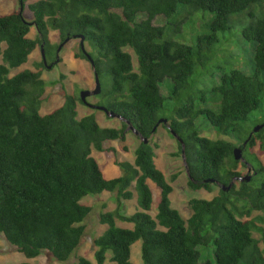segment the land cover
Segmentation results:
<instances>
[{
	"label": "trees",
	"instance_id": "1",
	"mask_svg": "<svg viewBox=\"0 0 264 264\" xmlns=\"http://www.w3.org/2000/svg\"><path fill=\"white\" fill-rule=\"evenodd\" d=\"M22 1L23 11L0 15V235L29 259L48 251L67 262L80 248L93 212L82 200L104 192L131 200L136 193L134 213L125 214L120 206L101 213L100 222L109 227L95 239L97 264L106 262L108 252L115 264H135L132 247L139 240L145 264H264V128L244 144L253 131L247 129L250 114L264 103V0H36L28 6L32 20L24 14L28 0ZM195 12L212 14L209 31L193 43L183 42L172 23L181 28ZM234 15L250 18L242 37L255 46L252 71L218 67L211 72L219 33L233 29ZM158 16L166 18L165 25L155 24ZM33 26L36 38L30 37ZM51 29L61 38L56 45ZM78 35L92 49L86 50L101 78L96 99L104 103L96 104L114 112L121 127L101 126L95 113L80 117L78 102H84L69 93L61 106L42 114L43 70L11 75L43 43L48 58ZM79 39L77 56L89 60ZM41 66L48 68L44 59ZM198 69L209 79L203 87L191 81ZM107 75L109 88L102 81ZM163 118L167 123L158 124ZM199 120L242 141L244 157L256 171L251 181L223 189L234 176H243L234 155L237 144L202 135ZM160 125L177 138L180 155L185 145L192 190L222 185L212 199H190L189 218L172 206L174 187L156 164L157 145L151 140ZM127 131L141 139L135 162H117L122 175L108 179L93 151L114 150L105 143L126 139ZM149 181L161 189L155 216ZM254 212L261 214L250 218ZM117 220L134 227L119 226ZM201 247H214L215 261L204 260ZM76 264L95 263L77 256Z\"/></svg>",
	"mask_w": 264,
	"mask_h": 264
},
{
	"label": "rangeland",
	"instance_id": "2",
	"mask_svg": "<svg viewBox=\"0 0 264 264\" xmlns=\"http://www.w3.org/2000/svg\"><path fill=\"white\" fill-rule=\"evenodd\" d=\"M36 0H28L24 9V14L28 20L33 19V13L29 9V4ZM21 8L20 0H0V15L10 13L14 10ZM261 8H257V12L260 13ZM212 14L210 12H195L193 15H188L184 18L183 23L178 28V22L172 23V27L177 29L179 40L187 43H193L196 41V36L207 33L209 28L207 27ZM183 18H181L182 20ZM250 18L246 16H233V29L223 33H219V42L215 45V51L211 63L208 65L209 71H216L218 67L223 69H230L232 67L244 70L246 73L252 71V59L255 52V46L251 45L249 41H246L242 37L243 26L247 25ZM156 25H165L166 18L158 16L155 19ZM37 29L32 27L30 37H37ZM50 39L52 44L56 45L61 42L60 35L57 30L51 29ZM60 47V46H59ZM86 49L92 51V49L85 44ZM59 49V48H58ZM58 49L51 52L48 55V62L54 63L58 59ZM217 49V50H216ZM87 50V51H88ZM134 56L135 65H138L134 52L128 48ZM88 51V52H89ZM80 52V39L75 38L69 43L65 44L60 51L61 61L56 64L52 69L43 68L41 62L43 60L42 50L39 46L30 56L28 62L23 64L19 68L12 70L11 75H14L25 69L37 70L41 68L43 70V78L47 81V88L44 95V101L41 108L42 114H47L53 111L55 108L61 106L65 100V93L81 96V92L84 89L93 90L96 87L95 70L91 62L87 59L80 58L77 54ZM1 62V60H0ZM220 70V69H218ZM217 72V71H216ZM62 75L65 76L62 77ZM198 81L196 85L198 87L205 86V82L209 81L205 77L203 70H197L195 77L191 81ZM105 88L111 87V77L109 75L102 77ZM167 94V92H166ZM209 96H212L211 94ZM99 98V97H98ZM92 103H104L101 99H96L92 96L88 99ZM170 101L167 103V108L170 109ZM102 105V104H101ZM79 116L83 117L90 113H95L97 120L103 127H121L122 122L120 119L112 117L109 118L107 113L102 110L93 109L88 105L78 102ZM206 120H199L200 131L204 136L210 138H226L217 132V130L211 127ZM264 123V103L263 106L250 114L248 120V130H253L257 125ZM233 140L237 146L242 144V141L236 137H227ZM152 143L157 145L156 152V164L160 168L167 179L174 187V191L171 194L172 206L179 209L185 218H189L192 211L190 209L189 201L192 198H205L212 199L220 193L221 186L214 185L212 191L206 189L192 190L189 186V178L185 167V157L180 155V148L177 138L172 136L166 127L159 126L158 131L152 138ZM141 139L139 135L127 131L126 139H119L113 141H107L105 143L106 148H114V150L97 151L94 149L93 155L99 161L104 175L106 178H114L122 175L123 171L117 164L119 161L135 162V151L139 146ZM257 151V148L252 149ZM245 158V157H244ZM264 162V155L260 156ZM246 159V158H245ZM248 161V159H246ZM249 162V161H248ZM251 163V162H250ZM243 162L239 164L238 170L245 176L247 168L244 167ZM177 176L176 180L172 178ZM257 179L260 177L257 175ZM235 184L240 185V181L236 180ZM153 191V206L151 213L155 216L158 212V206L161 201V189L157 185L149 181ZM83 203L93 206L92 214L86 219V235L85 238L77 250V252L67 262H62L55 258L50 252L44 251L43 254L36 258H27L23 253L19 252L17 248L11 245L3 235H0V264H22L23 262H30L31 264H76L77 256H85L92 260L95 264V253L98 249L95 244V239L107 230L109 225L102 224L100 222V215L104 211H112L121 207L122 212L125 214H132L138 208L137 196L131 200H126L120 197V201L117 197V192H104L99 195H88L82 200ZM261 212H254L252 217L260 215ZM117 224L122 227L132 228V223H127L122 220H117ZM255 236L260 238L259 232L255 233ZM263 246V244H262ZM201 251L204 253L203 259L215 261L214 247H201ZM112 253L108 252L107 260L104 264H115L111 261ZM207 257V258H206ZM132 261L135 264H145L142 258V241L139 240L132 247Z\"/></svg>",
	"mask_w": 264,
	"mask_h": 264
},
{
	"label": "water",
	"instance_id": "3",
	"mask_svg": "<svg viewBox=\"0 0 264 264\" xmlns=\"http://www.w3.org/2000/svg\"><path fill=\"white\" fill-rule=\"evenodd\" d=\"M22 1V0H21ZM23 3V1H22ZM21 11H23V6H21ZM79 38H81V46H82V50L83 52L87 55L88 59L90 60L94 70H95V77H96V87L95 89L93 90H89V89H84L82 90L81 92V99L82 101L88 105L89 107L93 108V109H99V110H103L105 111L108 115L110 116H113L115 117L116 114L114 112H110L106 106H101V105H97L96 103H92L88 100V97L91 96V95H99L102 91V83H101V78H100V75L99 73L96 71V67H95V60L94 58L91 56V54L86 50V47H85V43H84V36L82 35H78ZM70 40V38L66 39L59 47L58 49V59H57V62L60 60V51L61 49L63 48V46ZM41 50H42V55H43V59H44V62H45V65L51 69L52 66H53V63L52 64H49L48 63V60H47V55H46V52H45V45L44 43L41 45ZM56 63V62H54ZM167 119H160L158 124H160L161 122H164V123H167ZM264 128V123L260 124V125H257L253 131L251 132L250 136L248 137V139L244 142V144L246 145L249 140L252 138V136L254 135V133H257L259 132L261 129ZM176 136L177 133H174ZM180 140L182 141V139L180 138ZM146 142H148V140H146ZM184 149H183V155L186 156V151H185V145H183ZM234 155H235V158L236 160H242L244 163L248 164L249 165V171L248 173L245 175V176H242V177H237V179L241 180V181H251L253 176L251 174V169H252V166H251V163H249L245 158H244V150H243V147L242 146H236L234 148ZM186 160V159H185ZM187 162V161H186ZM214 180V179H212ZM234 185V181H232L228 186L224 185L223 186V189L224 190H230L232 188V186Z\"/></svg>",
	"mask_w": 264,
	"mask_h": 264
},
{
	"label": "flooded vegetation",
	"instance_id": "4",
	"mask_svg": "<svg viewBox=\"0 0 264 264\" xmlns=\"http://www.w3.org/2000/svg\"><path fill=\"white\" fill-rule=\"evenodd\" d=\"M60 61H61V59L58 62L53 63L52 68H54L56 66V64H58ZM92 96L96 97L97 95H92ZM89 97H91V96H89ZM89 97H88V99H89ZM241 162H243V161H241ZM248 171H249V167L247 168V172ZM251 174H252V176H254L256 174V171L254 170V168L251 169ZM236 180H239V179H237V176H234V178L232 180V181H234V184L237 182ZM239 181L241 182V180H239ZM215 185L221 186V188H222V185L220 183H218V182Z\"/></svg>",
	"mask_w": 264,
	"mask_h": 264
},
{
	"label": "clouds",
	"instance_id": "5",
	"mask_svg": "<svg viewBox=\"0 0 264 264\" xmlns=\"http://www.w3.org/2000/svg\"><path fill=\"white\" fill-rule=\"evenodd\" d=\"M240 146V145H239ZM242 161V160H241Z\"/></svg>",
	"mask_w": 264,
	"mask_h": 264
}]
</instances>
